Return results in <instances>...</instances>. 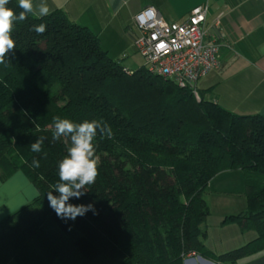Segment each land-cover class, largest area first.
Returning a JSON list of instances; mask_svg holds the SVG:
<instances>
[{
  "label": "trees",
  "instance_id": "1",
  "mask_svg": "<svg viewBox=\"0 0 264 264\" xmlns=\"http://www.w3.org/2000/svg\"><path fill=\"white\" fill-rule=\"evenodd\" d=\"M6 7L22 11L18 0ZM42 23L38 34L33 26ZM11 36L16 49L0 64V180L21 171L40 195L0 220V264H183L191 254L237 264L264 251V114H237L208 100L207 90L196 97L144 66L127 69L60 10L29 14ZM57 116L102 119L114 133L97 136L99 175L69 200L92 204L95 214L74 221L58 217L47 199L59 195L52 186L71 145L53 140ZM39 136L43 152L33 153ZM225 170L242 172L247 202L230 219L256 235L213 254L201 241L203 191Z\"/></svg>",
  "mask_w": 264,
  "mask_h": 264
},
{
  "label": "crops",
  "instance_id": "2",
  "mask_svg": "<svg viewBox=\"0 0 264 264\" xmlns=\"http://www.w3.org/2000/svg\"><path fill=\"white\" fill-rule=\"evenodd\" d=\"M33 3L38 5L40 0ZM46 3L49 13L60 10L70 21L95 33L109 55L124 53L132 47L139 35L133 18L143 9L153 7L164 20L182 22L191 9L206 4L205 26L220 44V65L197 81V89L207 90L208 100L231 112L264 114V0H46ZM216 20L218 24L214 25ZM222 172L210 183L216 180L228 183L231 179ZM14 181L19 183L17 191L10 187ZM35 196L36 188L21 171L0 180V220ZM195 260H199L197 256L187 262L192 264ZM237 264H264V251Z\"/></svg>",
  "mask_w": 264,
  "mask_h": 264
},
{
  "label": "clouds",
  "instance_id": "3",
  "mask_svg": "<svg viewBox=\"0 0 264 264\" xmlns=\"http://www.w3.org/2000/svg\"><path fill=\"white\" fill-rule=\"evenodd\" d=\"M9 0H0V64H6L9 53L16 49L15 42L11 36L16 21L23 22L29 14L45 16L49 14V7L46 0H40L34 6L33 0H18L19 8L22 11L17 15L12 9L6 7ZM33 30L38 34L46 31L45 24L33 26ZM53 140L61 137L70 139L71 145L67 149V155L58 164L59 180L52 187L59 195H53V191L47 192L49 206L61 219L75 220L78 216H84L88 211L95 209L92 204L75 205L69 203L70 198L79 199L85 194L86 186L93 185L99 175V156L96 155L95 139L99 135L101 138H113L111 126L101 120H84L76 123L68 118L54 117ZM46 137L39 136L35 142L30 144L33 153L43 152V145ZM46 156V153H45ZM32 168H39V159L33 158ZM39 190L36 196L39 197Z\"/></svg>",
  "mask_w": 264,
  "mask_h": 264
},
{
  "label": "built area",
  "instance_id": "4",
  "mask_svg": "<svg viewBox=\"0 0 264 264\" xmlns=\"http://www.w3.org/2000/svg\"><path fill=\"white\" fill-rule=\"evenodd\" d=\"M206 13L203 4L191 9L184 21L168 22L147 7L133 18L139 30L134 43L144 68L181 87L189 86L196 97L197 81L220 65V44L206 29Z\"/></svg>",
  "mask_w": 264,
  "mask_h": 264
},
{
  "label": "rangeland",
  "instance_id": "5",
  "mask_svg": "<svg viewBox=\"0 0 264 264\" xmlns=\"http://www.w3.org/2000/svg\"><path fill=\"white\" fill-rule=\"evenodd\" d=\"M109 56L116 61L119 60V63L127 69L136 70L143 66L142 57L137 52L134 41L132 47L127 48L124 53H114ZM223 173L231 179L228 183L221 180L210 183L211 179L203 191V198L207 203L209 215L204 223L207 236L201 241L204 248L213 254L224 253L242 246L256 235L253 230H241L237 222L230 219L231 216L246 211L247 202L244 194L242 172L239 170H227ZM10 187L13 188L12 191H17L19 183L14 181ZM196 256L199 255L191 254L184 260H190ZM201 258V261H208V259ZM201 261L195 260L192 264H201Z\"/></svg>",
  "mask_w": 264,
  "mask_h": 264
},
{
  "label": "water",
  "instance_id": "6",
  "mask_svg": "<svg viewBox=\"0 0 264 264\" xmlns=\"http://www.w3.org/2000/svg\"><path fill=\"white\" fill-rule=\"evenodd\" d=\"M198 257V259L199 260H201L202 258L200 257V256H197ZM188 260L186 259V260H184V264H188V262H187ZM204 262H206V263H208V264H212L211 262H208V261H204Z\"/></svg>",
  "mask_w": 264,
  "mask_h": 264
},
{
  "label": "bare ground",
  "instance_id": "7",
  "mask_svg": "<svg viewBox=\"0 0 264 264\" xmlns=\"http://www.w3.org/2000/svg\"><path fill=\"white\" fill-rule=\"evenodd\" d=\"M203 263H206V262H204V261H202Z\"/></svg>",
  "mask_w": 264,
  "mask_h": 264
}]
</instances>
